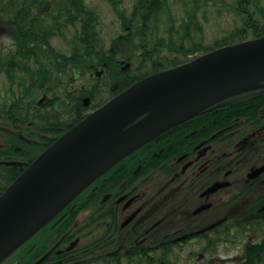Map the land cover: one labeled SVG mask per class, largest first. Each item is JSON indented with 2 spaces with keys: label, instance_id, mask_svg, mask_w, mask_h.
I'll return each instance as SVG.
<instances>
[{
  "label": "trees",
  "instance_id": "1",
  "mask_svg": "<svg viewBox=\"0 0 264 264\" xmlns=\"http://www.w3.org/2000/svg\"><path fill=\"white\" fill-rule=\"evenodd\" d=\"M100 1L111 7L120 26L109 45L90 0H0V27L8 29L2 36L8 45L0 46V162H20L25 168L90 112L136 82L224 46L264 37V0H220L237 24L209 44L197 14L206 0L183 1L188 7L180 16L169 0H133L130 11L124 0ZM122 64L130 69L122 71ZM98 70H103L101 80L93 78ZM84 98L90 99L87 107ZM213 110L220 126L234 120L243 127L241 121L257 116L247 110H264V91ZM198 118L181 125L195 126ZM24 168L0 166V195ZM102 193L101 177L68 206L98 207ZM58 220L72 221H53ZM29 252L28 260L36 247ZM11 260L19 262V254Z\"/></svg>",
  "mask_w": 264,
  "mask_h": 264
},
{
  "label": "flooded vegetation",
  "instance_id": "2",
  "mask_svg": "<svg viewBox=\"0 0 264 264\" xmlns=\"http://www.w3.org/2000/svg\"><path fill=\"white\" fill-rule=\"evenodd\" d=\"M247 113L220 126L208 109L157 136L102 175L98 207H66L55 218L72 221L1 264H264V110Z\"/></svg>",
  "mask_w": 264,
  "mask_h": 264
},
{
  "label": "water",
  "instance_id": "3",
  "mask_svg": "<svg viewBox=\"0 0 264 264\" xmlns=\"http://www.w3.org/2000/svg\"><path fill=\"white\" fill-rule=\"evenodd\" d=\"M255 90H264V37L150 75L90 113L0 196V263L134 151L202 112ZM0 165L22 167L15 162Z\"/></svg>",
  "mask_w": 264,
  "mask_h": 264
},
{
  "label": "rangeland",
  "instance_id": "4",
  "mask_svg": "<svg viewBox=\"0 0 264 264\" xmlns=\"http://www.w3.org/2000/svg\"><path fill=\"white\" fill-rule=\"evenodd\" d=\"M133 0H124L123 4L127 10H131V4ZM171 3V9L173 13L180 16L183 13V9L188 5L183 3L185 0H169ZM229 2V0H223ZM202 8L197 13L200 22L203 24L205 42L209 44L215 38L223 35L224 31L233 28L237 23L235 18L228 12V9L222 5L220 0H206L202 1ZM95 8L102 19L104 32L102 36L107 45L111 40L120 33V26L118 19L111 11V9L101 1H94L90 3ZM205 5V6H204ZM184 7V8H183ZM178 26L179 21L176 22ZM162 29V26L160 25ZM3 34L0 32V46L8 45L7 39H4ZM178 37V36H176Z\"/></svg>",
  "mask_w": 264,
  "mask_h": 264
}]
</instances>
